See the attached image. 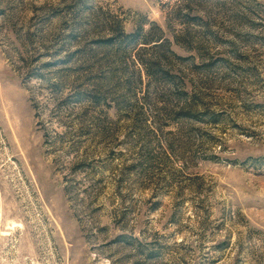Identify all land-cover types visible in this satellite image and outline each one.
Listing matches in <instances>:
<instances>
[{
    "label": "rangeland",
    "instance_id": "1",
    "mask_svg": "<svg viewBox=\"0 0 264 264\" xmlns=\"http://www.w3.org/2000/svg\"><path fill=\"white\" fill-rule=\"evenodd\" d=\"M0 264H264V0H0Z\"/></svg>",
    "mask_w": 264,
    "mask_h": 264
}]
</instances>
